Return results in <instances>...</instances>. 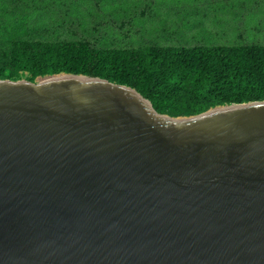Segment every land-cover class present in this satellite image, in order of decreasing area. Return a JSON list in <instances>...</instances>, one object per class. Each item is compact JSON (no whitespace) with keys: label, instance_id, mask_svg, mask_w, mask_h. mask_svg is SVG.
<instances>
[{"label":"water","instance_id":"1","mask_svg":"<svg viewBox=\"0 0 264 264\" xmlns=\"http://www.w3.org/2000/svg\"><path fill=\"white\" fill-rule=\"evenodd\" d=\"M0 264H264V100L0 78Z\"/></svg>","mask_w":264,"mask_h":264},{"label":"trees","instance_id":"2","mask_svg":"<svg viewBox=\"0 0 264 264\" xmlns=\"http://www.w3.org/2000/svg\"><path fill=\"white\" fill-rule=\"evenodd\" d=\"M60 72L135 88L159 113L194 115L216 105L264 100V44L100 48L88 40L16 39L0 58V78Z\"/></svg>","mask_w":264,"mask_h":264},{"label":"rangeland","instance_id":"3","mask_svg":"<svg viewBox=\"0 0 264 264\" xmlns=\"http://www.w3.org/2000/svg\"><path fill=\"white\" fill-rule=\"evenodd\" d=\"M16 39L117 49L264 44V0H0V58Z\"/></svg>","mask_w":264,"mask_h":264}]
</instances>
